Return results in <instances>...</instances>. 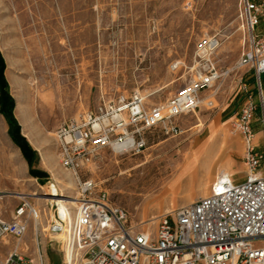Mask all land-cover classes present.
<instances>
[{
    "label": "rangeland",
    "instance_id": "374dc122",
    "mask_svg": "<svg viewBox=\"0 0 264 264\" xmlns=\"http://www.w3.org/2000/svg\"><path fill=\"white\" fill-rule=\"evenodd\" d=\"M2 31L7 40L4 47H0L5 63V89L14 100L13 115L20 132L35 153L31 155L30 164L11 138L8 121L0 111L3 124L0 190L28 195L42 215L38 230L32 219L23 236L0 239V264L18 245V251L32 260L30 264L39 261V256L42 264H64L60 243L47 228L53 215L49 201L36 198L46 193L43 185L49 181L57 184L62 193L64 186L58 181L72 179L74 189L65 192L71 195L77 192L76 176L59 163L55 145L59 124L81 112L95 110L104 99L135 91L146 96L150 106L166 102L193 77L195 45L203 35L220 36L215 57L220 66L231 70L218 84L202 92L203 97L213 100V105L203 102L195 112L180 116L181 131L177 134H166L161 128L146 132L147 145L140 153L121 154L111 147L101 149L79 171V176L92 178L113 203L128 211L132 221L155 226L162 214L210 193L221 172V164L213 168L208 179L204 174L202 180L184 187L175 197L168 195L162 205L145 208L149 183L171 174V162L186 144L203 143L211 134V122L216 121L238 144H235L237 148L229 149L220 135L216 146L220 156L225 159L227 151H231L228 154L233 162L231 166L245 164L243 141L240 134L233 131L235 118L220 115L228 87L239 79L242 88L240 79L245 78L246 68L236 67L245 37L238 0H0V39ZM15 50H19L20 55L16 56ZM12 56L20 60L14 66L10 64ZM9 69L23 77L35 104L37 83L42 79L51 84L59 79L76 87L69 101L58 103L54 113L36 105L40 132L25 134L16 115L19 88L8 79ZM1 91L0 88V94ZM198 117L203 120L201 128L196 126ZM2 148L18 157L8 162L1 153ZM31 169L45 174L33 175ZM124 170L128 172L122 174ZM235 175L240 176L241 171L236 170ZM202 182L208 185L206 194L198 193ZM155 190L159 192V188ZM192 192L197 194L191 197ZM12 195L4 197V201L9 200L14 208L20 199Z\"/></svg>",
    "mask_w": 264,
    "mask_h": 264
},
{
    "label": "built area",
    "instance_id": "2783aa9c",
    "mask_svg": "<svg viewBox=\"0 0 264 264\" xmlns=\"http://www.w3.org/2000/svg\"><path fill=\"white\" fill-rule=\"evenodd\" d=\"M238 9L245 37L236 67L253 71L260 87L264 32L257 33L256 27L264 15V3L238 0ZM220 42L216 33L197 40L193 77L166 102L150 106L139 91L122 94L104 99L95 110L81 112L56 128L59 163L77 178L75 203L47 199L53 212L47 228L58 234L54 237L64 252V264H264V148L260 149L253 125L256 94L243 77L240 81L246 97L232 122L244 144L246 172L242 180L220 172L209 194L162 214L151 226L132 221L128 211L113 203L92 178L79 176L103 148L118 147L121 154H137L147 145L146 132L161 128L166 134L179 133L178 118L195 112L202 92L231 72L215 57ZM258 96L263 102L261 91ZM207 105L212 106L213 100L208 99ZM261 121L264 134V110ZM12 194L20 200L10 220L0 208V239L23 236L30 220L40 216L26 194L0 190V199ZM31 261L15 249L2 264Z\"/></svg>",
    "mask_w": 264,
    "mask_h": 264
},
{
    "label": "bare ground",
    "instance_id": "6f19581e",
    "mask_svg": "<svg viewBox=\"0 0 264 264\" xmlns=\"http://www.w3.org/2000/svg\"><path fill=\"white\" fill-rule=\"evenodd\" d=\"M6 42V34L2 31L0 47L3 48ZM15 54L16 56L20 55V51L15 50ZM16 56H12L10 58V64L13 66L20 61ZM7 76L10 82L19 88L16 115L24 126L26 135H29V133L34 134L40 132V125L36 114L37 107H39L40 109L46 108L47 112L50 114L54 113L57 110V107L59 105L58 103L62 101L68 102L72 97L74 90L76 89L75 85L70 82L61 83L58 79L56 84H51L46 79H42V81L37 83L36 91L38 99L36 102L37 104H35L31 98L30 88L28 84L25 83L23 77L13 74L10 69ZM203 102L207 104L208 97L204 96L201 99V103ZM196 126H199L200 128L203 126V120L201 119V117H198V123ZM2 128L3 124L0 121V129ZM209 128L211 134L203 143H201L199 146L186 144L183 150L177 155V157L173 159V161L171 162V174L168 177L163 178L161 181L153 180L149 183V185L147 186V193L145 195V208L156 204L162 205L168 195H172L173 197H175V194L181 191L184 187L192 184L194 185L196 181L202 180L204 174H207L208 179L213 168L218 164H221V172L231 173L230 166L233 162L230 156H228V154H231V151L228 152L226 150L227 153L226 151L224 153H226L227 156L225 157V159H223L224 157H221L219 152L216 150V146L218 137L220 135H223L229 149L237 148L235 145L237 144V141L231 134L223 131V129L216 121L211 122ZM114 149L119 153L118 147H115ZM1 153L8 160V162L18 157L16 153L8 154L3 148L1 149ZM127 172L128 170H124L122 171V174H126ZM58 182L62 184V186H64V188H61L62 193H60L57 184H55L53 181H49L48 183L43 185L46 193H44L43 195H36L37 200L46 201L47 199L53 198V200H58L59 203H62L63 199H68L71 204L75 203V194L71 195L65 192V190L67 189H74V181L70 179L69 181L64 182L60 180ZM199 187L200 191L198 193L206 194L208 192V185L206 184V182H202ZM155 188H159V192H157L158 190L156 191ZM195 194L197 193L192 192L191 197ZM173 199L171 201V204L174 202ZM38 209L40 210L39 207ZM41 215L42 214L40 210V216L37 219L33 220L36 230H38V224L40 223ZM57 235L54 236L58 237ZM34 264H42L40 256L39 261H34Z\"/></svg>",
    "mask_w": 264,
    "mask_h": 264
},
{
    "label": "crops",
    "instance_id": "0c3cea01",
    "mask_svg": "<svg viewBox=\"0 0 264 264\" xmlns=\"http://www.w3.org/2000/svg\"><path fill=\"white\" fill-rule=\"evenodd\" d=\"M258 2H263L264 0H256ZM256 32L257 33H263L264 32V15L261 16L260 23L256 27ZM244 80L247 82V85L249 87V90L254 92L255 99L258 103V109L256 110V117L254 120V130L256 132V140L260 144V149L264 148V138H263V123L261 121V116L263 114L264 110V73L261 74L260 77V87L258 86V83L255 81V76L253 71L247 70L245 71V76ZM235 84L230 85L228 87V95L225 98L224 102H221L222 107L220 108V115L221 118L226 117L228 119H233L237 117L239 114L241 107L244 103L245 97H246V92L239 87V79L234 82ZM262 92L263 95V102L260 101V97L258 96L259 92ZM242 139V136H239ZM240 140L239 138H237ZM243 141V139H242ZM245 163V162H244ZM231 175L236 179V180H242L245 177V164H240L236 166H231ZM240 170L241 175L237 176L235 175V171ZM244 173V175H243ZM0 208L2 210V215L4 218L10 220L12 218V213H13V207L11 206V203L9 200L4 201V198L0 199Z\"/></svg>",
    "mask_w": 264,
    "mask_h": 264
},
{
    "label": "trees",
    "instance_id": "16d2710c",
    "mask_svg": "<svg viewBox=\"0 0 264 264\" xmlns=\"http://www.w3.org/2000/svg\"><path fill=\"white\" fill-rule=\"evenodd\" d=\"M4 58L0 53V88L2 89L0 94V111L5 115L9 124V134L13 141L21 148L24 155L27 157L29 163L31 164V155L35 153V150L27 142L26 138L20 132V126L17 122L15 116L13 115L14 100L12 96L5 89L7 86V81L4 75ZM33 175L45 174L42 170L31 169Z\"/></svg>",
    "mask_w": 264,
    "mask_h": 264
}]
</instances>
